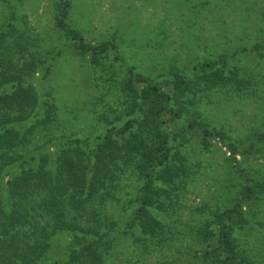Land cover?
<instances>
[{
  "label": "trees",
  "instance_id": "obj_1",
  "mask_svg": "<svg viewBox=\"0 0 264 264\" xmlns=\"http://www.w3.org/2000/svg\"><path fill=\"white\" fill-rule=\"evenodd\" d=\"M68 8V0H59L55 25L97 65L112 42L85 41L65 24ZM19 17L22 25L11 17L0 24V264H115L125 244L149 255L175 239L181 226L196 244L210 246L195 248L185 264H255L237 231L245 221L242 206L264 199V179L239 167L244 176L230 205H205L209 217L197 224L181 218L188 184L201 169L191 159L194 151L210 152L217 141L237 165L235 155L253 157L260 144L264 150V120L240 146L222 125L203 118L206 92L225 86L239 93L247 80L225 72L223 56L192 65L188 74L170 72L167 87L127 68L120 98L96 117L104 129L92 138L64 137L50 150L38 139L52 129L57 107L49 91L39 93L30 83L37 69L45 78L50 63L39 57ZM120 200L126 215L117 227L106 206Z\"/></svg>",
  "mask_w": 264,
  "mask_h": 264
},
{
  "label": "rangeland",
  "instance_id": "obj_2",
  "mask_svg": "<svg viewBox=\"0 0 264 264\" xmlns=\"http://www.w3.org/2000/svg\"><path fill=\"white\" fill-rule=\"evenodd\" d=\"M58 2L0 0V24L11 17L14 25H22L19 16H23L39 57L50 63L45 78L37 69L30 80L39 93L49 91L57 107L56 121L39 137V146L51 150L52 144L64 137L92 138L102 131L105 123L96 117L108 108L107 102L120 98L119 81L127 68L167 87L170 72L188 74L192 65L219 60L220 56L225 62L222 69L235 71L249 87L239 93L225 86L206 92V99L200 102H208L202 104L203 118L209 124L222 125L240 146L248 145L251 131L263 129L264 0H68L65 24L90 44L110 40L114 46L97 65L89 62L88 54H78L55 25ZM262 149L260 144L253 157L235 155L237 165L226 159L228 152L217 141L210 152L194 151L191 159H196L201 169L188 184L181 218L197 224L209 217L205 205L209 209L230 205L244 172L264 179ZM239 167L244 169L241 174ZM122 200L106 206L117 227L126 215L119 206ZM200 206L203 211H196ZM242 210L245 221L237 231L238 243L255 264H264V199L251 200ZM209 247L196 244L181 226L176 238L157 252L142 255L125 244L124 254L118 253L114 262L185 264L195 248Z\"/></svg>",
  "mask_w": 264,
  "mask_h": 264
}]
</instances>
